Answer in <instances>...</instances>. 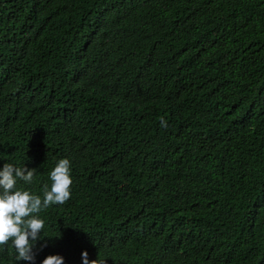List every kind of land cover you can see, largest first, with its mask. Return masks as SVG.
<instances>
[{
  "label": "trees",
  "instance_id": "16d2710c",
  "mask_svg": "<svg viewBox=\"0 0 264 264\" xmlns=\"http://www.w3.org/2000/svg\"><path fill=\"white\" fill-rule=\"evenodd\" d=\"M64 158L35 264H264V0H0V168Z\"/></svg>",
  "mask_w": 264,
  "mask_h": 264
},
{
  "label": "clouds",
  "instance_id": "9594fccd",
  "mask_svg": "<svg viewBox=\"0 0 264 264\" xmlns=\"http://www.w3.org/2000/svg\"><path fill=\"white\" fill-rule=\"evenodd\" d=\"M162 128H167V121L161 119ZM35 168L16 167L4 163L0 168V246L9 244L14 250L16 261H27L35 264L34 246L40 240L44 229V220L38 213L51 205L65 204L71 198V162L60 159L51 170V186L44 188L43 196L17 188V181L27 184L33 182ZM46 246L45 245H42ZM83 264H104L97 259L89 260L87 250L82 252ZM41 264H64L61 255H48Z\"/></svg>",
  "mask_w": 264,
  "mask_h": 264
}]
</instances>
